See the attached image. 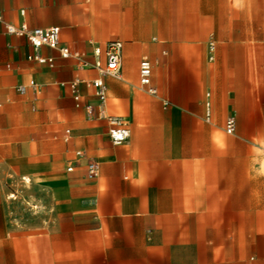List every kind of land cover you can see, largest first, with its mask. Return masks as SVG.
<instances>
[{"label":"crops","instance_id":"crops-1","mask_svg":"<svg viewBox=\"0 0 264 264\" xmlns=\"http://www.w3.org/2000/svg\"><path fill=\"white\" fill-rule=\"evenodd\" d=\"M0 15L58 27L81 55L41 47L54 66L29 61L0 27V264H264V231L248 230L264 224V0H0ZM111 41L104 104L82 82L75 99L68 84L96 78ZM143 58L155 94L139 86ZM108 116L125 142H110Z\"/></svg>","mask_w":264,"mask_h":264},{"label":"built area","instance_id":"built-area-1","mask_svg":"<svg viewBox=\"0 0 264 264\" xmlns=\"http://www.w3.org/2000/svg\"><path fill=\"white\" fill-rule=\"evenodd\" d=\"M20 16L23 17L24 11L19 12ZM0 27L3 29V33L6 35H13L17 37L25 38L33 49V53L27 56V60L34 61L39 64H46L49 67L54 66V60L50 57H43L37 54V50L41 47H48L57 51L58 56L61 59L74 58L81 60V55L76 52H71L67 47L59 45V34L60 30L58 27L50 28H31L22 21L19 25H13L6 22L0 15ZM214 43L209 42L208 44V59L213 58ZM120 51L121 43L119 41H111L105 45L104 56L105 62L101 64L96 61L93 67L96 69L98 76L89 81H78L74 80L70 82L69 88L75 95V99L78 98L76 95V86L79 82L84 83L88 87L94 89V94L99 101L100 105H103L106 100V86L103 78L108 76L115 79L119 78L120 69ZM93 55L99 57L101 49L95 47L93 49ZM152 74V65L147 59H141L138 65V81L139 86L149 94H155V90L150 87ZM31 86H35L33 81L30 82ZM24 86H19L18 91L24 92ZM209 94H206V98ZM211 117L210 103L208 100L204 103V120L209 121ZM108 123V137L112 145H119L126 141L128 136V130L126 128V122L121 117L108 116L106 118ZM236 129V122L233 116H228L225 120L224 130L227 134H233ZM259 148L264 151V139L260 142ZM76 155H80V152H76ZM71 167L67 168V171H71ZM87 178L92 179L98 174V165L91 161L86 166ZM32 209H36V206L32 205Z\"/></svg>","mask_w":264,"mask_h":264},{"label":"rangeland","instance_id":"rangeland-1","mask_svg":"<svg viewBox=\"0 0 264 264\" xmlns=\"http://www.w3.org/2000/svg\"><path fill=\"white\" fill-rule=\"evenodd\" d=\"M254 185H255V181L249 182V187H251V186L253 187ZM258 200L261 202L260 204L264 205V193H262V197L258 196ZM249 203H251L252 205L254 204V196L253 195H251V197L249 195ZM253 210H254V208L251 209V211H253ZM248 230H249V234L251 233L254 237L255 232H257L259 230L264 231V224H249ZM251 242L254 243V239L251 240Z\"/></svg>","mask_w":264,"mask_h":264}]
</instances>
